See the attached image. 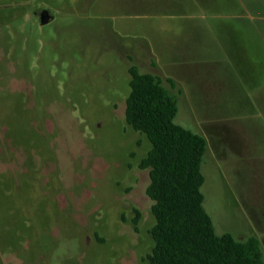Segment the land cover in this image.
<instances>
[{"label":"rangeland","instance_id":"374dc122","mask_svg":"<svg viewBox=\"0 0 264 264\" xmlns=\"http://www.w3.org/2000/svg\"><path fill=\"white\" fill-rule=\"evenodd\" d=\"M131 67L207 137L204 210L217 235L256 237L264 263V0H0V264H149ZM176 73L200 95L179 98ZM216 127L236 156L221 160Z\"/></svg>","mask_w":264,"mask_h":264},{"label":"trees","instance_id":"16d2710c","mask_svg":"<svg viewBox=\"0 0 264 264\" xmlns=\"http://www.w3.org/2000/svg\"><path fill=\"white\" fill-rule=\"evenodd\" d=\"M125 120L151 147L138 167L147 170L154 243L149 264H264L259 240L217 235L203 207L202 163L206 140L175 123V99L157 76L128 70ZM173 86L172 82H168ZM139 213L135 211L133 224Z\"/></svg>","mask_w":264,"mask_h":264},{"label":"crops","instance_id":"0c3cea01","mask_svg":"<svg viewBox=\"0 0 264 264\" xmlns=\"http://www.w3.org/2000/svg\"><path fill=\"white\" fill-rule=\"evenodd\" d=\"M180 66V65H179ZM179 69V68H178ZM173 86L176 88V93L179 96V98L184 97V101L188 102L190 100H192V96L193 95H200V94H194L195 88H200L198 87V85H194V82L190 81V80H186L185 78L180 77L179 74H173ZM247 84V82L242 83V85L245 87V85ZM248 85V84H247ZM264 88V80L261 82V84H259V88ZM258 89V88H257ZM201 93H202V89H201ZM218 128V127H216ZM223 128V129H221ZM219 127L218 129H213V128H209V136L212 139L213 143H216L217 148L219 149V151H221L222 154V159L224 160L223 156L226 154V152L231 151L232 153L235 152V150L233 149V146L236 145V142L234 144V139L231 137H227L226 134H228L229 129L225 128V127ZM226 131H225V130ZM203 137V136H202ZM205 137V138H204ZM203 138L206 140V144H207V151L209 148V141L207 139L206 136H204ZM233 149V150H231ZM206 151V154H207ZM233 156H236V154H232ZM232 155H228L226 154V157L230 158L232 157ZM256 238V237H255Z\"/></svg>","mask_w":264,"mask_h":264},{"label":"water","instance_id":"95a60500","mask_svg":"<svg viewBox=\"0 0 264 264\" xmlns=\"http://www.w3.org/2000/svg\"><path fill=\"white\" fill-rule=\"evenodd\" d=\"M38 15H39L38 17L39 23L42 26L50 23L54 18L52 13H50L49 11H45V10L39 11Z\"/></svg>","mask_w":264,"mask_h":264},{"label":"flooded vegetation","instance_id":"af4514ba","mask_svg":"<svg viewBox=\"0 0 264 264\" xmlns=\"http://www.w3.org/2000/svg\"><path fill=\"white\" fill-rule=\"evenodd\" d=\"M39 14V13H38ZM39 17V15L37 16V18Z\"/></svg>","mask_w":264,"mask_h":264}]
</instances>
